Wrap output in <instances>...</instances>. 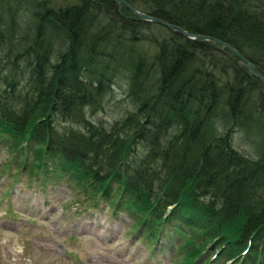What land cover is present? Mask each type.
<instances>
[{"label":"trees","instance_id":"1","mask_svg":"<svg viewBox=\"0 0 264 264\" xmlns=\"http://www.w3.org/2000/svg\"><path fill=\"white\" fill-rule=\"evenodd\" d=\"M127 1L221 38L264 75V0ZM117 77L133 107L108 126L91 120ZM262 84L219 42L115 0H0V134L16 155L28 149L31 169L50 160L83 183L94 205L100 195L137 211L150 237L170 225L187 264L208 247L264 264Z\"/></svg>","mask_w":264,"mask_h":264},{"label":"rangeland","instance_id":"2","mask_svg":"<svg viewBox=\"0 0 264 264\" xmlns=\"http://www.w3.org/2000/svg\"><path fill=\"white\" fill-rule=\"evenodd\" d=\"M146 31L159 32L155 26ZM147 44L142 46L149 48ZM124 80L117 77L103 109L91 120L108 126L133 107ZM7 139L0 134V264H187L181 250L185 237L170 225H156L153 233L159 231L160 237H150L151 225L139 224L137 211L117 208L100 195L94 205L83 183L61 174L50 160L43 171L31 169L32 154L25 148L16 155ZM232 143L255 155L248 142L236 137ZM182 228L198 235L186 224ZM213 251L208 247L194 264H235Z\"/></svg>","mask_w":264,"mask_h":264},{"label":"water","instance_id":"3","mask_svg":"<svg viewBox=\"0 0 264 264\" xmlns=\"http://www.w3.org/2000/svg\"><path fill=\"white\" fill-rule=\"evenodd\" d=\"M117 2V4L119 5H126V7L134 12L135 14L139 15V18H144L146 20H149V22H157V23H160L162 26H166L168 28H170L172 31H178V32H181L183 33L184 36L188 37V38H191L193 40H196V39H208V40H214V42H220V44H222L227 50H231L232 52L236 53L237 57L241 58L244 62L247 63L248 67L252 69L253 72L256 73V76L259 78V81L261 83H263L262 85L264 86V75L262 74V72H259L258 69L256 68V66L253 64V62H249L243 55L242 53L239 51L236 50L235 47H233L232 45H230L229 43L225 42L224 40L220 39V38H215L214 36H211V35H204V33H200V32H195V33H192V31H189L187 30L186 28H182V26H180L179 24L177 23H171L170 21L168 20H165V19H161L159 16H156L154 14H150V13H147V12H144V11H140L139 8H137L136 6H134V4L132 3H129L127 0H115Z\"/></svg>","mask_w":264,"mask_h":264},{"label":"bare ground","instance_id":"4","mask_svg":"<svg viewBox=\"0 0 264 264\" xmlns=\"http://www.w3.org/2000/svg\"><path fill=\"white\" fill-rule=\"evenodd\" d=\"M20 248V246H18Z\"/></svg>","mask_w":264,"mask_h":264}]
</instances>
